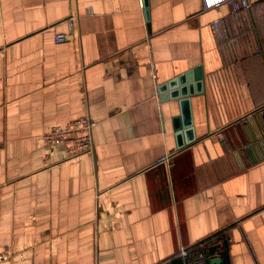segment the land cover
I'll return each mask as SVG.
<instances>
[{
	"label": "crops",
	"instance_id": "1",
	"mask_svg": "<svg viewBox=\"0 0 264 264\" xmlns=\"http://www.w3.org/2000/svg\"><path fill=\"white\" fill-rule=\"evenodd\" d=\"M249 1L0 0V264H184L215 234L207 264H264V0ZM198 67L203 91L160 90ZM82 117L93 154L44 144Z\"/></svg>",
	"mask_w": 264,
	"mask_h": 264
},
{
	"label": "built area",
	"instance_id": "2",
	"mask_svg": "<svg viewBox=\"0 0 264 264\" xmlns=\"http://www.w3.org/2000/svg\"><path fill=\"white\" fill-rule=\"evenodd\" d=\"M206 6L211 8L218 4H227L233 13L249 9V0H204ZM68 34H57V41L68 40ZM94 122L89 118H79L68 122L65 125L53 127L43 134L44 144L63 148L67 159L78 158L86 154L94 153L93 127ZM184 264H207L209 256L190 253L187 249L180 252Z\"/></svg>",
	"mask_w": 264,
	"mask_h": 264
},
{
	"label": "water",
	"instance_id": "3",
	"mask_svg": "<svg viewBox=\"0 0 264 264\" xmlns=\"http://www.w3.org/2000/svg\"><path fill=\"white\" fill-rule=\"evenodd\" d=\"M201 68H195L192 71H189L185 74L180 75L179 77L173 78L170 82L163 84L160 87V90L165 91L169 87L173 90V97L187 96L189 94H193L195 91V87L197 86V91H203V79L204 76L200 74ZM193 81H197V85L195 86ZM181 126L177 124V136L179 138L182 137V132L180 131ZM189 132V131H188ZM190 143V142H188ZM213 264H221V258L216 257L211 260Z\"/></svg>",
	"mask_w": 264,
	"mask_h": 264
},
{
	"label": "trees",
	"instance_id": "4",
	"mask_svg": "<svg viewBox=\"0 0 264 264\" xmlns=\"http://www.w3.org/2000/svg\"><path fill=\"white\" fill-rule=\"evenodd\" d=\"M220 237H222L221 234H215L204 241H202L196 248L191 250L192 253L197 254V255H205V256H210L218 251L221 250V247L218 246V243L220 242ZM226 245L223 246V255L226 256Z\"/></svg>",
	"mask_w": 264,
	"mask_h": 264
}]
</instances>
